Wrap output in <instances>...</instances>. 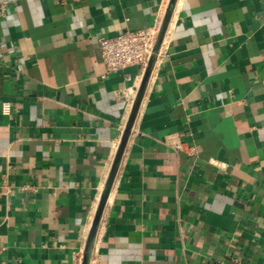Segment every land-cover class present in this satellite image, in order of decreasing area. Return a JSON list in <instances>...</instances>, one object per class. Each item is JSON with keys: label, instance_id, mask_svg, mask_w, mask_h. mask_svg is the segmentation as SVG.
I'll return each mask as SVG.
<instances>
[{"label": "crops", "instance_id": "crops-1", "mask_svg": "<svg viewBox=\"0 0 264 264\" xmlns=\"http://www.w3.org/2000/svg\"><path fill=\"white\" fill-rule=\"evenodd\" d=\"M169 3L0 0V264H82ZM91 264H264V0H178Z\"/></svg>", "mask_w": 264, "mask_h": 264}, {"label": "water", "instance_id": "water-1", "mask_svg": "<svg viewBox=\"0 0 264 264\" xmlns=\"http://www.w3.org/2000/svg\"><path fill=\"white\" fill-rule=\"evenodd\" d=\"M177 2L178 0H170V3L166 10V14L164 16L160 29L154 39L152 54L150 56L148 63L146 64L141 85L137 91L136 98L134 100V104H133V107H132V110H131V113H130V116H129V119H128V122L125 128L121 143L119 145L116 157L114 159L110 174L104 186V189H103V192L100 198V202L96 210V214H95L92 226L90 228V232H89L86 245L84 248V252H83L82 264H91L92 254H93V250L95 246L97 233H98L100 223L102 220V216H103L106 204L108 202L109 196L111 194L116 176L118 174V171H119V168L122 162V158H123L128 140L130 138L134 123L136 121L142 100L144 98L150 77L154 70V67H155V64L158 58V54L160 52L164 38L170 26Z\"/></svg>", "mask_w": 264, "mask_h": 264}, {"label": "built area", "instance_id": "built-area-1", "mask_svg": "<svg viewBox=\"0 0 264 264\" xmlns=\"http://www.w3.org/2000/svg\"><path fill=\"white\" fill-rule=\"evenodd\" d=\"M155 37L156 33L149 29L128 31L114 38L102 37L99 39L102 62L111 73L136 65L145 67L152 54Z\"/></svg>", "mask_w": 264, "mask_h": 264}]
</instances>
